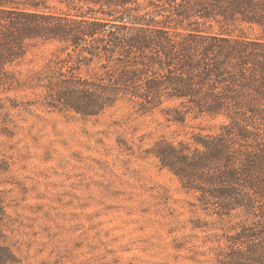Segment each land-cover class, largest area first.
Returning a JSON list of instances; mask_svg holds the SVG:
<instances>
[{"label": "trees", "instance_id": "16d2710c", "mask_svg": "<svg viewBox=\"0 0 264 264\" xmlns=\"http://www.w3.org/2000/svg\"><path fill=\"white\" fill-rule=\"evenodd\" d=\"M36 50L43 65L22 67ZM91 60L101 70L81 75ZM119 105L184 128L147 150L190 198L177 257L264 264V0H0L1 135L24 112ZM9 216L0 189V264L20 262Z\"/></svg>", "mask_w": 264, "mask_h": 264}, {"label": "rangeland", "instance_id": "374dc122", "mask_svg": "<svg viewBox=\"0 0 264 264\" xmlns=\"http://www.w3.org/2000/svg\"><path fill=\"white\" fill-rule=\"evenodd\" d=\"M48 53L36 50L22 67L43 65ZM100 70L98 60L78 69ZM22 118L14 138L0 134V189L18 264H191L177 257L172 232L189 231L190 198L147 151L184 128L125 105L100 116L36 110Z\"/></svg>", "mask_w": 264, "mask_h": 264}]
</instances>
